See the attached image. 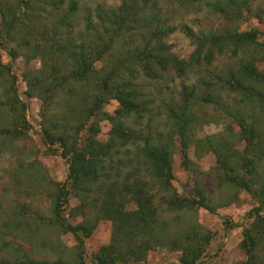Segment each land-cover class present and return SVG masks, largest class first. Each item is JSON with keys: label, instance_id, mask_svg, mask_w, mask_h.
Returning a JSON list of instances; mask_svg holds the SVG:
<instances>
[{"label": "trees", "instance_id": "1", "mask_svg": "<svg viewBox=\"0 0 264 264\" xmlns=\"http://www.w3.org/2000/svg\"><path fill=\"white\" fill-rule=\"evenodd\" d=\"M192 2H205L231 22L252 13L246 0ZM78 7L75 0H0V47L14 61L24 59L28 95L43 102L41 123L30 124L19 95V77L0 58V94L6 97L0 106L15 113L13 128H0V138L18 140L33 127L46 152L59 154L68 166L65 182L51 181L47 194L51 218L21 203L0 225V264H86V241L101 220L111 221L113 232L110 243L95 254V264H147L148 255L158 247L180 252L182 264H203L213 239L209 229L187 228L170 241L161 237L167 223H158L164 207L175 213L217 211L197 180L194 198L179 195L173 185L178 153L190 175L199 172L189 155L193 144L199 158L215 156L218 184L232 191L233 199L242 191L257 202L248 215L254 221L244 228L246 260L238 264H264L261 33L227 28L204 35L182 26L196 47L191 59L184 61L167 43L177 28L169 25L158 4L149 7L147 0H129L106 16L100 11L98 24L89 14L84 31L77 29ZM223 56L237 62L220 72L208 71ZM33 62L40 67L32 68ZM193 69L211 79L201 76L192 86L183 84L178 104L161 98L164 88L159 84L166 73L183 81ZM225 89L243 98L236 110L224 102ZM111 101L119 103L113 114L106 111ZM211 107L231 121L224 132L198 138L203 126L220 121L207 115ZM105 121L111 124L106 141L100 137ZM74 199L80 203L71 208ZM47 222L56 225L60 235L74 237L72 259L65 254L54 260L31 256L6 240L25 237L39 251L34 242Z\"/></svg>", "mask_w": 264, "mask_h": 264}, {"label": "rangeland", "instance_id": "2", "mask_svg": "<svg viewBox=\"0 0 264 264\" xmlns=\"http://www.w3.org/2000/svg\"><path fill=\"white\" fill-rule=\"evenodd\" d=\"M70 0H67L69 2ZM78 2L77 29L84 31L86 18H90L97 23L98 13L104 12L106 16L112 9H117L129 0H75ZM142 0H140L141 2ZM252 13L246 15L242 21H228L221 15L213 13L205 2H192L189 0H147L149 7L159 5L163 17L167 18L169 25L176 27L177 30L168 39V45L172 47V53L179 59L189 61L194 54L196 47L193 40L189 38L182 30V26H189L196 34L208 35L210 32H222L227 28L238 29L241 32L258 30L261 33L259 41H264V0H246ZM144 2V0H143ZM148 7V8H149ZM98 24V23H97ZM1 25V17H0ZM182 28V29H181ZM77 31V32H78ZM0 58L3 64L11 65V70L19 77L18 90L23 102L26 103V115L30 124L41 123V113L43 102L37 97H30L27 92V85L23 81V72L26 69L24 59L13 60L8 56L7 49L0 47ZM12 60L14 62H12ZM237 62L236 58L227 56L220 57L208 71L225 69L228 65ZM103 64V63H102ZM258 66L264 73V61H259ZM32 68H39V62H33ZM193 69L184 78L179 80L170 76L164 77L159 85H163L164 92L161 98L166 102L178 104L180 101L179 93L183 84L194 85L201 76L210 78L211 76ZM148 83L149 81H146ZM1 93V92H0ZM224 102L229 109H237L241 106L243 98L236 94H230L226 89L222 92ZM1 98H6L0 94ZM59 110V104L54 105ZM119 108L117 101H111L106 106V111L113 114ZM213 121L203 126L198 134V138L205 136H215L227 128L229 122L223 115L214 113V107L209 109ZM214 111V112H213ZM203 114V112H202ZM15 113L6 107L0 106V128H13V119ZM32 126V125H31ZM41 128V127H39ZM101 139H109L111 124L107 121L102 124ZM26 135L18 140H10L6 136L0 138V225L3 224L12 215L17 205L27 204L30 210L44 212L46 218H51L50 201L47 198L51 189V181L65 182L68 175V166L59 154L46 152V147L42 142V136L34 132L33 127L26 129ZM190 157L198 164L199 172L191 175L183 168L182 158L178 153L174 158L173 170L175 179L173 185L181 196L195 197L194 181L197 180L205 190L208 199L217 209L214 214L199 209L189 212H160L158 223L163 226L167 223L165 230L161 231V237L173 241L175 236L187 228L189 232L193 228L209 229L213 234L210 246L202 259L203 264H238L246 260V254L243 249L244 228L252 225L254 219L248 218L250 211L257 202L246 192H237V199H233L232 191L225 187H220L214 168L216 158L211 153L202 158L197 156L196 145H192L189 151ZM37 161V163H36ZM128 169V168H127ZM126 170V169H125ZM135 171L139 169L135 168ZM35 188V191L33 187ZM29 190L32 195H29ZM36 192V194H35ZM35 194V195H34ZM79 199L71 202V208L78 206ZM264 214V210H263ZM81 222V220H77ZM0 229H2L0 227ZM111 221L101 220L93 235L86 241L85 252L87 256L86 264H95L94 256L100 247L107 245L112 237ZM6 240H12L13 248L24 249L28 254H41L39 258L54 260L60 254H65L69 259L75 255L77 243L70 234L60 235L56 225L47 224L39 233V237L34 245L39 246L40 250L34 248L31 241H26L25 237H19L15 240L8 237ZM61 240V241H60ZM165 241V240H164ZM61 242V244H59ZM44 243H46L44 245ZM43 244V245H41ZM10 250L11 253L14 250ZM181 253L170 251L168 247H158L147 258V264H182L180 261Z\"/></svg>", "mask_w": 264, "mask_h": 264}]
</instances>
